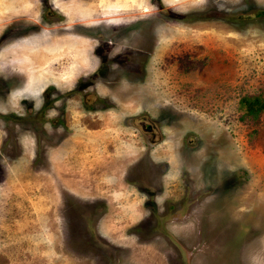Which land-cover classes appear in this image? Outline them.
Segmentation results:
<instances>
[{"label":"rangeland","instance_id":"1","mask_svg":"<svg viewBox=\"0 0 264 264\" xmlns=\"http://www.w3.org/2000/svg\"><path fill=\"white\" fill-rule=\"evenodd\" d=\"M246 94L264 0H0V264H139L98 231L109 206L154 264H264Z\"/></svg>","mask_w":264,"mask_h":264},{"label":"crops","instance_id":"2","mask_svg":"<svg viewBox=\"0 0 264 264\" xmlns=\"http://www.w3.org/2000/svg\"><path fill=\"white\" fill-rule=\"evenodd\" d=\"M114 175L117 179V172H114ZM119 180V179H117ZM71 183H73L72 181H70ZM79 183V182H78ZM75 184V183H74ZM78 188L80 190L81 193H83L84 195H87L89 193H91L92 191H86L85 189L87 188V185L84 186V184H80V186L77 184ZM114 211V207H107L106 210L100 214V216L97 219V227H98V231H100V233H102L101 235L104 236V238L115 244V245H121V246H128L129 248H131V250H137L138 252V256H136V258L138 259V263L139 264H154L153 260L154 258L152 256H154L155 251H156V245H155V241L154 239H147V240H140L138 238V236L135 233H126L125 235H119V231L118 228L120 226V222L119 219L117 220H113L111 219V215L112 212ZM52 225L55 226V233L57 234V237L59 236L58 234V230L59 233H61L60 228L56 230V226H58L54 220H52ZM194 222L189 220V219H181L180 222L178 221H172L168 224H166L167 229L170 232H174V233H179V232H185V235H187V229H189L190 227H193ZM50 227L51 224L49 225ZM59 238V237H58ZM152 258V259H151ZM133 261V260H132ZM137 261V260H136ZM85 263V262H83ZM133 263H135V261H133Z\"/></svg>","mask_w":264,"mask_h":264},{"label":"trees","instance_id":"3","mask_svg":"<svg viewBox=\"0 0 264 264\" xmlns=\"http://www.w3.org/2000/svg\"><path fill=\"white\" fill-rule=\"evenodd\" d=\"M241 99L253 117H257L260 111L264 110V96L259 94H246Z\"/></svg>","mask_w":264,"mask_h":264}]
</instances>
